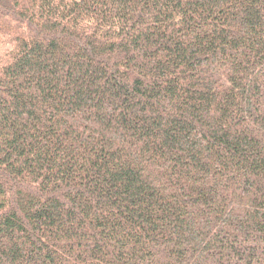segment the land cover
Segmentation results:
<instances>
[{"label":"trees","instance_id":"obj_1","mask_svg":"<svg viewBox=\"0 0 264 264\" xmlns=\"http://www.w3.org/2000/svg\"><path fill=\"white\" fill-rule=\"evenodd\" d=\"M0 264H264V0H0Z\"/></svg>","mask_w":264,"mask_h":264}]
</instances>
